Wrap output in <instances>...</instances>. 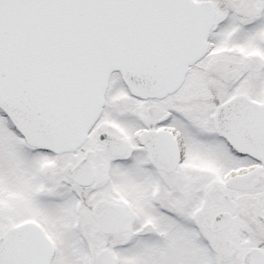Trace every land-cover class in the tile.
<instances>
[{
    "label": "snow or ice",
    "instance_id": "snow-or-ice-1",
    "mask_svg": "<svg viewBox=\"0 0 264 264\" xmlns=\"http://www.w3.org/2000/svg\"><path fill=\"white\" fill-rule=\"evenodd\" d=\"M0 264H264V0H0Z\"/></svg>",
    "mask_w": 264,
    "mask_h": 264
}]
</instances>
